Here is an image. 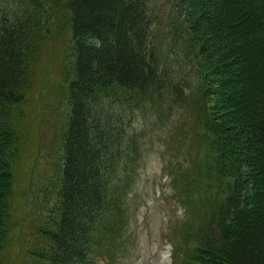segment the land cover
<instances>
[{"label":"trees","instance_id":"16d2710c","mask_svg":"<svg viewBox=\"0 0 264 264\" xmlns=\"http://www.w3.org/2000/svg\"><path fill=\"white\" fill-rule=\"evenodd\" d=\"M156 5L170 6L182 44L171 61L186 69L183 80L157 56ZM60 16L70 32L59 88L66 114L52 170L36 174L29 195L18 173L32 155L30 64ZM193 76L207 132L200 150L212 175L195 176L198 188L190 182L184 193L187 211L205 227L173 247V262L264 264V0H0V264L124 261V249L110 243L150 132L137 118L167 86L176 102ZM191 165L197 170L200 162Z\"/></svg>","mask_w":264,"mask_h":264},{"label":"rangeland","instance_id":"374dc122","mask_svg":"<svg viewBox=\"0 0 264 264\" xmlns=\"http://www.w3.org/2000/svg\"><path fill=\"white\" fill-rule=\"evenodd\" d=\"M153 8H156L155 13H161L153 27L157 56L163 65H170L165 69L172 78L183 80L186 69L180 70L179 65H173L176 61H171L174 56L179 57L176 52L182 44L175 39L170 26L173 23V15L168 14L170 6L156 5ZM60 17L50 20L46 38H39L38 50L30 64L25 109L32 129L26 151L32 155L23 159L26 166L18 173L19 183L28 181L29 195L34 192L30 185L36 184V174H42L44 169L52 170L51 162L57 159L59 146L55 136L59 134L64 112L66 114L65 98L59 88L65 84L63 69L68 70L66 49L70 32L68 28L66 30V19ZM189 81L185 82L184 93L176 102L171 101V86L152 94L155 100L156 96L160 100H145L144 106L153 109L147 116L137 118V126L147 124L151 127L140 147L141 157L134 182L125 183V216L116 230L118 238L110 243L113 250L124 249L123 254L127 257L122 264H172L173 247L185 246L191 234L205 227H201L195 215L184 205L187 199L184 193L189 189V183L192 182V190L198 188L195 176L197 180H210L205 175H212L210 169L206 171L208 153L200 150L207 142V132L199 122L200 90L196 88L195 76ZM118 95L123 100L133 98L127 91ZM201 140L203 143L199 147ZM196 148L200 150L199 156V150L195 153ZM196 161L200 162L198 169L203 171L193 169L191 163ZM115 178L114 182H118V177Z\"/></svg>","mask_w":264,"mask_h":264}]
</instances>
